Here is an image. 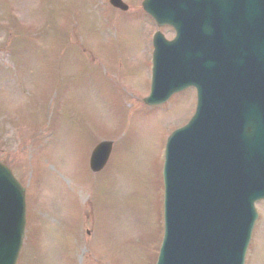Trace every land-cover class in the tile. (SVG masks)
I'll use <instances>...</instances> for the list:
<instances>
[{
    "label": "rangeland",
    "instance_id": "374dc122",
    "mask_svg": "<svg viewBox=\"0 0 264 264\" xmlns=\"http://www.w3.org/2000/svg\"><path fill=\"white\" fill-rule=\"evenodd\" d=\"M0 0V162L27 192L20 264H156L167 140L195 113L194 90L149 108L152 38L123 0ZM102 141L106 168L90 169ZM247 264H264V202Z\"/></svg>",
    "mask_w": 264,
    "mask_h": 264
},
{
    "label": "water",
    "instance_id": "95a60500",
    "mask_svg": "<svg viewBox=\"0 0 264 264\" xmlns=\"http://www.w3.org/2000/svg\"><path fill=\"white\" fill-rule=\"evenodd\" d=\"M122 10L121 0H112ZM178 37L155 39L148 105L189 87L197 113L168 141L166 234L158 264H244L264 200V0H146ZM112 143L94 151L107 164ZM26 227L25 189L0 163V264H17Z\"/></svg>",
    "mask_w": 264,
    "mask_h": 264
}]
</instances>
